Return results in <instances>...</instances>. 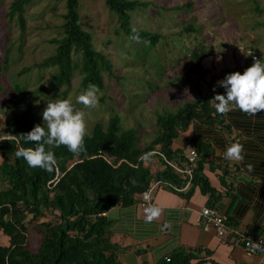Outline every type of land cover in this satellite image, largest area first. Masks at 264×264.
<instances>
[{"label":"trees","instance_id":"16d2710c","mask_svg":"<svg viewBox=\"0 0 264 264\" xmlns=\"http://www.w3.org/2000/svg\"><path fill=\"white\" fill-rule=\"evenodd\" d=\"M31 1L14 0L11 4L9 14L17 15L22 31L26 25L25 7ZM106 4L117 15L124 35L138 36L152 45L158 43L159 34L131 27V12L148 6L147 2L106 0ZM79 5L80 0H66L63 35L51 40L56 52L36 65L56 68L53 89L69 87L75 70L82 75L80 87L84 90L90 83L103 88V72L112 73L110 61L94 48L91 35L81 26ZM187 30L196 29L189 25ZM208 54L200 42L186 58L202 69V60ZM253 54L249 67L253 57L259 58L257 51ZM74 55L80 60L74 61ZM228 74L230 70L212 77L207 91L176 112L159 115L157 135L145 145L138 144L135 130H123L119 117L114 116L106 127L97 123L85 136L86 150L79 156L64 146H46L57 160L51 171L29 167L17 157L20 147H35L22 136L34 128L35 111L33 106L21 113L13 108L0 133V239L4 236L8 240V245L0 242V264H124L120 254L125 249L112 242V222L105 214L115 206L133 203L155 181L176 187L187 182L188 178L178 176L167 162L186 160L177 144L185 146L183 133L194 124L229 129L212 101L217 94L226 95L217 82ZM193 149L198 159L192 184L203 193L214 194L203 174L207 158L213 153L211 144L194 142ZM156 159L161 169L153 173L149 163ZM47 213L54 214L55 220H41ZM200 254V250L188 252L181 248L168 257L169 261L166 258L159 264H204Z\"/></svg>","mask_w":264,"mask_h":264},{"label":"rangeland","instance_id":"374dc122","mask_svg":"<svg viewBox=\"0 0 264 264\" xmlns=\"http://www.w3.org/2000/svg\"><path fill=\"white\" fill-rule=\"evenodd\" d=\"M13 1L0 0V133L13 108L21 113L33 106L35 126H44L47 103L69 99L85 111L87 134L97 123L106 127L117 116L122 129L135 130L138 144L145 145L157 135L159 115L196 99L209 89L212 77L249 65L254 51L264 59V0H138L149 5L131 12V27L159 34L156 45L124 35L106 0H80L81 26L112 65L111 74L103 72L99 106L86 109L76 103L85 91L78 70L69 87L53 89L56 68L36 67L56 52L51 40L63 35L66 0H32L25 7L24 31L17 15L9 14ZM189 25L196 30H187ZM200 42L209 53L202 69L186 58ZM79 60L74 55V61ZM149 165L154 173L161 167L157 159ZM54 217L47 213L41 220ZM0 242L8 245L4 236Z\"/></svg>","mask_w":264,"mask_h":264},{"label":"crops","instance_id":"0c3cea01","mask_svg":"<svg viewBox=\"0 0 264 264\" xmlns=\"http://www.w3.org/2000/svg\"><path fill=\"white\" fill-rule=\"evenodd\" d=\"M247 68L248 63L230 71L243 74ZM223 117L229 129L197 123L183 133L188 141L185 146L177 144L183 156L193 150L194 142L211 144L213 153L203 174L214 194L203 193L194 184L183 191L161 184L148 201L140 195L133 203L115 206L105 214L112 222V242L125 249L120 254L124 264H159L181 248L200 250L204 264H259L258 256L248 255L240 245L221 242L215 232L198 225L202 209L216 207L228 216L231 226L264 238V112L251 116L234 108ZM235 142L244 146L243 162L225 158L227 148ZM149 205L162 210L151 222L145 216ZM164 223L169 224L167 233L161 231Z\"/></svg>","mask_w":264,"mask_h":264},{"label":"clouds","instance_id":"9594fccd","mask_svg":"<svg viewBox=\"0 0 264 264\" xmlns=\"http://www.w3.org/2000/svg\"><path fill=\"white\" fill-rule=\"evenodd\" d=\"M131 38L139 39L135 35ZM217 86L226 90V95L217 94L212 100L216 102L215 109L218 114L226 115L234 108L251 116L264 112V59L253 57V65L243 74L240 72L228 74L217 82ZM213 91L215 92V88ZM99 99V87L90 83L87 90L76 98V103L86 109H96L99 106ZM42 118L44 126L36 125L29 133L22 135L26 143L34 144L35 147H20L16 152L17 157L23 158L29 167L47 171L54 168L57 163L55 153L47 150L46 146H64L75 156L86 150L84 144L87 135L86 113L74 107L71 100L55 99L47 103ZM225 158L233 162H243L244 146L239 142L231 144L225 152ZM248 168L251 170V165ZM161 212L157 206H147L146 220L153 221Z\"/></svg>","mask_w":264,"mask_h":264},{"label":"built area","instance_id":"2783aa9c","mask_svg":"<svg viewBox=\"0 0 264 264\" xmlns=\"http://www.w3.org/2000/svg\"><path fill=\"white\" fill-rule=\"evenodd\" d=\"M197 159V153L193 149L186 155V160L184 162H167L178 176L188 178L183 188L174 187L176 191H183L185 186L188 187L192 184ZM161 184L164 183H161V181L153 182L149 189L142 193L141 197L148 201L152 190ZM200 215L201 217L198 221V225H200L203 230L215 232L220 241L225 244L242 246L248 255L259 257V264H264V238L262 236H252L245 231L231 226L228 216L216 207H205L202 209ZM168 230L169 224L164 223L161 227L162 233H167ZM167 260L169 261V258Z\"/></svg>","mask_w":264,"mask_h":264}]
</instances>
